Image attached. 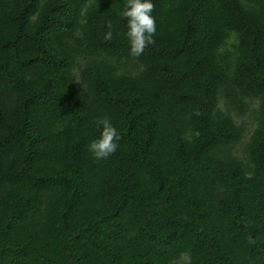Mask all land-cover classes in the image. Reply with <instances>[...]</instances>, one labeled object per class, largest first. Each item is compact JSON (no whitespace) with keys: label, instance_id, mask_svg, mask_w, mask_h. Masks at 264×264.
I'll list each match as a JSON object with an SVG mask.
<instances>
[{"label":"trees","instance_id":"trees-1","mask_svg":"<svg viewBox=\"0 0 264 264\" xmlns=\"http://www.w3.org/2000/svg\"><path fill=\"white\" fill-rule=\"evenodd\" d=\"M151 2L0 0V264H264V0Z\"/></svg>","mask_w":264,"mask_h":264},{"label":"clouds","instance_id":"clouds-1","mask_svg":"<svg viewBox=\"0 0 264 264\" xmlns=\"http://www.w3.org/2000/svg\"><path fill=\"white\" fill-rule=\"evenodd\" d=\"M153 11L154 4L151 0H125L124 8L120 12V15L127 19L126 36L129 41L130 55L134 58L141 56L145 48L155 42L156 22L152 16ZM111 39L112 32L109 25L105 40ZM97 124L102 125L101 135L89 143L88 150L96 159H103L115 153L118 148L116 141L120 139V136L109 118L100 119Z\"/></svg>","mask_w":264,"mask_h":264}]
</instances>
